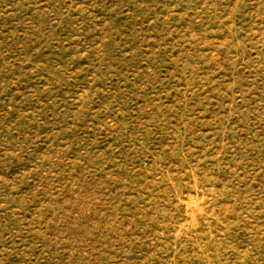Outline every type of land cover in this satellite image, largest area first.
Instances as JSON below:
<instances>
[{
  "label": "rangeland",
  "instance_id": "rangeland-1",
  "mask_svg": "<svg viewBox=\"0 0 264 264\" xmlns=\"http://www.w3.org/2000/svg\"><path fill=\"white\" fill-rule=\"evenodd\" d=\"M0 264H264V0H0Z\"/></svg>",
  "mask_w": 264,
  "mask_h": 264
}]
</instances>
